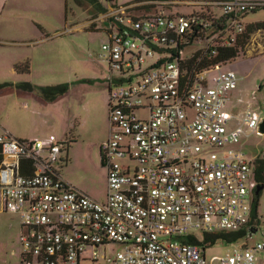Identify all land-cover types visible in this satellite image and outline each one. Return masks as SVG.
<instances>
[{"label":"built area","instance_id":"built-area-1","mask_svg":"<svg viewBox=\"0 0 264 264\" xmlns=\"http://www.w3.org/2000/svg\"><path fill=\"white\" fill-rule=\"evenodd\" d=\"M209 4L221 11L139 12L124 5L104 15L108 42L101 57L110 70L109 133L100 145L105 201L61 178L54 166L62 143L55 135L46 141L0 135V212L20 218V264H208L205 249L185 242L188 236L256 230L255 158L242 143L260 134L264 118L249 106L234 115L226 110L238 77L223 69L227 61L214 59L220 48L239 42L247 28L243 15L264 1ZM200 39L194 61L196 51L181 56L184 45ZM201 59L208 65L200 68ZM107 245L120 248L107 256ZM212 260L264 264V242Z\"/></svg>","mask_w":264,"mask_h":264},{"label":"rangeland","instance_id":"rangeland-1","mask_svg":"<svg viewBox=\"0 0 264 264\" xmlns=\"http://www.w3.org/2000/svg\"><path fill=\"white\" fill-rule=\"evenodd\" d=\"M98 1L105 10H99L95 4H90L86 0L82 1V5H78L74 0H9L8 8L4 11L6 19L0 22V39L4 41L22 39L34 42L32 45H21L16 48L2 45L5 51L15 52L26 58L25 61L29 62L30 70L25 72L27 74H20V76L14 72L11 73L6 68L5 58L0 57V84L19 80L40 86L67 84L68 89L65 95L54 103L47 104L44 100H36L38 101L36 106L32 105L31 108L34 110L25 111L18 108L15 99L21 100L26 94L23 92L27 91L18 90L19 94L16 96L13 94L15 86H12V93L8 92L7 87L4 86L0 88V110L6 107L10 100L9 108L12 109V114L15 112L21 120L22 118L30 119L28 127L34 128L42 135H55L62 143L60 160L54 166L61 178L81 191L90 190L92 198L105 201L107 170L102 166L98 149L99 144L107 139L108 133L107 96L110 70L108 61L101 57L104 52L102 45L108 42L106 32L108 24L103 17L111 8L124 5L139 6L141 8H134L139 12L146 11L142 8L144 5H153V8L149 9H163L172 14H190L201 7L190 1L201 0ZM217 11L220 12V8H217ZM16 14L20 18L17 24L14 23ZM91 19L93 20L88 22ZM247 19L264 21V7L256 9L254 13L250 12ZM91 23L94 28L88 27ZM252 33L254 34L250 33L249 36H253L257 41H264L263 29L260 33L257 31ZM44 37L48 39L39 40ZM203 44L204 42L200 39L184 45L181 56L189 57ZM246 44L236 58L229 60L223 66L224 70H232L238 77V84L234 89L235 95L231 96L226 110L234 115L249 106L261 111V118H264V49L262 51L257 49L251 53L248 50L249 47L246 48ZM10 58L14 59L12 56ZM112 75L116 76V71ZM34 94L37 95V93ZM63 143H65L64 146ZM242 149L255 159L264 158V133H253L246 139ZM65 157L67 161H64ZM251 200L253 203L256 201V219L258 220L256 230L239 242L218 241L208 247L205 251L208 264L213 257H219L227 250L240 248L245 243L251 247L258 242H264V235L261 233L264 227V185L258 192L253 191ZM6 215L8 214L0 213V254L4 255V251H7L5 257L8 258L11 247L18 248L20 245L14 230L8 226L9 223L16 224V220L13 219L12 222ZM17 229L20 234L19 225ZM195 234L200 235L198 232ZM112 247L113 245L106 246L107 256L112 252ZM103 248L104 246L101 245L98 251L100 261L105 263L106 259L102 255ZM113 248L117 249L120 246L114 245ZM215 262L212 260V263Z\"/></svg>","mask_w":264,"mask_h":264},{"label":"crops","instance_id":"crops-1","mask_svg":"<svg viewBox=\"0 0 264 264\" xmlns=\"http://www.w3.org/2000/svg\"><path fill=\"white\" fill-rule=\"evenodd\" d=\"M214 1H221V0H201V1H197V2H195V1H190V2L198 4L201 7L209 8L210 10L218 13V11H217L218 7L217 6L212 7V5L209 4V3L214 2ZM254 1H256V0H254ZM8 2H9V0H0V22H3V19H6V14H4V11L6 10V8H8ZM131 4H133V3H131ZM214 8H216V9H214ZM250 12L254 13L255 10L254 11H250ZM250 12H247V13H245L243 15V20L248 26L249 25L253 26V25H255L256 23H259V22H264V21H261V20H251V21L248 20L247 19V15ZM92 20L93 19L89 20L88 22H91ZM19 22H20V18L18 17V14H16V16L14 17V23L17 24ZM261 29H263V28H261ZM261 29L253 30V31H257V33L258 32L260 33ZM254 33L251 32V35L254 34ZM249 37L250 38L248 40V43L246 44V48L249 47L248 48L249 52L252 53L253 51H255L257 49H260L261 51L264 49V41H261V42L257 41L256 38L255 39L253 38V36H249ZM46 39H48V37L40 38L39 40H46ZM39 40H37V41H39ZM33 42L34 41H32V40L25 41V40H22V39H9V40H5V41L3 39H0V57L1 58L2 57L5 58V61H7V62L8 61L11 62L10 64H8L6 62V64H7L6 68L11 73L14 72L16 75L19 74V76H20V74H27L25 72H17L15 70V68H14L17 63L25 61L26 58L17 55L15 52L5 51V49L3 48L2 45L5 44V45L10 46L12 48H13V46H15V48H16V46L18 47V46H21V45H29V44L32 45ZM11 56L14 59L10 58ZM18 56L22 57V58H19ZM8 57H9V59H8ZM16 58H19V59H16ZM20 79H22V78H20ZM16 82H21V81L15 80V82H12V83H16ZM237 84H238V82H237ZM7 90H8V92L12 93L11 92L13 90L12 86H7ZM18 90L19 89L15 88V91H14L15 93H13V94L18 96L17 94H19V91H20V90L19 91ZM231 92H230V101H231V96L234 97V95H235L234 94V92H235L234 90H233L232 93ZM23 93H26V94H24V96H25L24 98H22L21 100L15 99V102L18 103L17 104L18 108L21 109V110H25V111H30L31 110V111H33L34 109H31V108H32V105L36 106V104L38 102L36 100H40V101L44 100V99L40 98L38 95H35L34 92H23ZM62 96H60V97H58V98H56L55 100H52V101H46V100H44V101L47 104L54 103L55 101H57ZM230 101L228 103H230ZM7 103H8L7 106L3 107L0 110V135H2L4 133H9L12 136H15V137H17L19 139L34 138V139H39V140H42V141H46L47 137L50 134L49 135H42V134H39V132L37 130H35L34 128L28 127L30 119L22 118V120H21L20 118H18L15 115V112H14V114H12V109L9 108L10 100H8ZM29 105H30V107H29ZM227 106H228V104H227ZM107 111H108V108H107ZM107 125H108L107 131L109 133V120H108ZM108 133H107V136H108ZM244 142H246V140L243 141L242 146H243ZM100 145L101 144H99V146H98L99 152H100ZM70 185H72V184H70ZM73 187L76 188L75 186H73ZM76 189L79 190L78 188H76ZM79 191H81V190H79ZM81 192H83L84 194H86L89 197H91V195H92V192L90 190H86L85 189L84 191L82 190ZM3 214H8L6 216H7L8 219H11L12 222H13V219L16 220V224L9 223L8 226H9V228L14 230V234L17 236L18 242H19V245H20L19 236L21 234L22 227H21V224H20V218H19L18 214H11V213H7V212H3ZM17 223L20 226V234H18V229H17L18 225H17ZM6 255H7V251H4V255L0 254V264H20V261H21V245L18 248L14 247V246L11 247L10 255L7 256L8 258L5 257Z\"/></svg>","mask_w":264,"mask_h":264},{"label":"trees","instance_id":"trees-1","mask_svg":"<svg viewBox=\"0 0 264 264\" xmlns=\"http://www.w3.org/2000/svg\"><path fill=\"white\" fill-rule=\"evenodd\" d=\"M78 5H82L83 0H74ZM90 4L96 3L98 0H86ZM153 7V5H144L142 8L147 10L149 8ZM135 8H141V7H135ZM67 4L65 5V10L67 12ZM102 10L105 8H101ZM92 26V27H91ZM88 27L94 28L93 23H91ZM264 29V22H259L256 23L255 25H247L245 33L242 35V37L239 39V42L232 46V47H226V48H220L219 54L217 57L214 59L216 60H221V61H229L237 57V55L243 51V46L246 44V41L248 40L249 34L253 30H258V29ZM199 51H196L192 55V61L196 59L198 56ZM226 62V63H227ZM208 64L206 63L205 59H201L199 62V67L203 68L207 66ZM30 69V64L28 61L20 62L15 65V70L17 72H28ZM7 87V86H15V88L27 92H34L37 93V95L46 100V101H52L55 100L56 98L64 95L67 92L68 86L67 84H57V85H50V86H40V85H34L31 84L27 81H21V82H16V83H3L0 84V88L2 87ZM65 144V143H64ZM63 144V146H64ZM101 156V155H100ZM1 159V158H0ZM64 161H67V158H64ZM101 163H102V157H101ZM255 167H254V178L256 181V188L257 190L258 187H263L264 185V158H256L254 160ZM103 164V163H102ZM253 208V218H257V211H256V201L252 204ZM255 229V228H254ZM252 229V230H254ZM249 233L246 232L244 229H239L237 231H216L213 233H204L200 234L199 239L196 237L188 236L185 242H190V243H196L201 246L202 249H207L208 247H211L214 245L216 242L221 241L224 243H235L239 242L242 239H246ZM249 246L248 244H244L243 247Z\"/></svg>","mask_w":264,"mask_h":264},{"label":"water","instance_id":"water-1","mask_svg":"<svg viewBox=\"0 0 264 264\" xmlns=\"http://www.w3.org/2000/svg\"><path fill=\"white\" fill-rule=\"evenodd\" d=\"M259 131H260V133H264V119H263V121L259 124ZM262 187H258L257 188V192L261 189Z\"/></svg>","mask_w":264,"mask_h":264},{"label":"flooded vegetation","instance_id":"flooded-vegetation-1","mask_svg":"<svg viewBox=\"0 0 264 264\" xmlns=\"http://www.w3.org/2000/svg\"><path fill=\"white\" fill-rule=\"evenodd\" d=\"M94 4L96 5V7H97L99 10H101L102 7L105 8V7L100 3V1H97V2L94 3Z\"/></svg>","mask_w":264,"mask_h":264}]
</instances>
